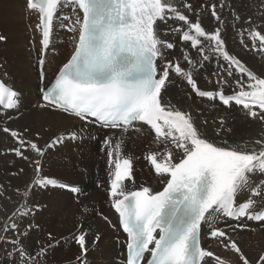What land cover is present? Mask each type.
Returning a JSON list of instances; mask_svg holds the SVG:
<instances>
[{
	"label": "snow or ice",
	"instance_id": "obj_1",
	"mask_svg": "<svg viewBox=\"0 0 264 264\" xmlns=\"http://www.w3.org/2000/svg\"><path fill=\"white\" fill-rule=\"evenodd\" d=\"M27 7L38 13L40 91L45 102L40 107L75 117L83 122L82 129L91 124L107 130L100 151L107 156V197L127 237L126 259L121 264H264V251L249 259L232 235L247 227L241 220L264 224V208L256 207L258 198L264 200V180L254 181L257 175L264 177V134L242 143H218L208 137L191 113L166 99L174 73L197 97L218 100L226 108L235 105L246 118L259 121L264 128V75L228 51L222 34L225 21L217 9L229 8L232 27L248 52L264 54V20L257 24L250 17H241L225 0L202 6L217 24L214 31L203 27L200 13H193L191 3H183L182 12L172 0H27ZM65 8L71 15H61ZM57 21L74 33L75 43L55 79L44 85V57ZM170 21L175 22L171 32L184 44L180 51L186 64H181L179 57L175 62L165 58V50H173L176 45L161 37L159 25ZM4 40L6 37L0 36V41ZM189 46L199 59L190 55ZM213 56L223 61L213 72L219 88L201 90L195 73ZM233 85L232 94H226L225 86ZM18 97L15 90L0 82V108L6 113L16 108ZM219 125L217 137L222 131H231L224 127L223 120ZM143 126L154 134L151 139L156 150H149L144 159L164 185L160 191L148 186L128 187L127 182L135 184V177L132 158L123 154L124 138L132 131L142 132ZM112 130L120 134L114 146L107 135ZM2 131L18 145L10 152L31 159L35 176L23 192L17 189L20 201L0 219V248L4 252L0 264H46L58 241L51 232L47 241L30 240L33 225L28 217L35 219L34 213L41 206L30 208L28 201L34 189H68L82 194L78 188L41 175L48 151L66 140L76 141L79 135L75 131L61 134L41 147L38 141L28 140L7 126ZM26 152L34 156L30 158ZM97 215L112 224L104 213ZM205 225L207 237L238 260L222 258L202 247ZM72 239L79 250L75 264H86L89 249L98 247L102 236L81 224Z\"/></svg>",
	"mask_w": 264,
	"mask_h": 264
},
{
	"label": "bare ground",
	"instance_id": "obj_2",
	"mask_svg": "<svg viewBox=\"0 0 264 264\" xmlns=\"http://www.w3.org/2000/svg\"><path fill=\"white\" fill-rule=\"evenodd\" d=\"M172 2L177 7L183 3H191L193 13H200L203 27L207 31L216 29L217 24L210 18V12L204 10L202 6L219 4V0H172ZM225 3L231 5L232 10L238 11L239 15L245 19L250 17L257 24L264 20V0H225ZM180 10L185 11L182 7ZM217 10L221 12L225 21L222 34L226 37L228 51L264 75V60L261 59V55L264 54L246 51L239 43L237 30L232 27L234 21L229 8ZM63 14L71 15V12L65 8L61 15ZM192 19H195L194 15ZM60 23L61 21L56 22L52 43L45 56L47 78L44 85L49 83L74 47V33L60 27ZM63 23L67 24L68 21ZM37 24L38 13L28 9L27 0H0V36L6 37V40L0 41V79L19 94L18 104L11 112L6 113V110L0 108V219L10 214L20 201L17 189L23 192L35 176L31 159L24 160L9 151L18 145L2 129L7 126L28 140L38 141L41 147L61 134L67 135L75 131L79 135L76 141L66 140L65 144L48 151L42 161L41 175L78 188L82 194L77 195L68 189L55 191L34 189L28 201L29 207L32 208L37 204L41 207L34 213L35 219L28 217L33 225L30 240L47 241V233L51 232L58 243L49 253L46 264H75V257L79 254V250L72 237L83 224L85 229L91 228L92 232L99 231L102 236L99 246L89 249L86 264H121L125 258L124 237L118 229L116 217L107 197V156L100 151L101 141L105 138L106 131L87 125L82 129V123L75 118L40 107L44 103L41 101L39 92L42 87L39 81L38 64L41 46L40 33L36 30ZM174 24V21H170L159 25L161 37L176 45L173 50H165V58H171L175 62L179 57V62L186 64L180 51L184 44L178 34L171 32ZM28 30L31 31L32 39L27 34ZM188 50L194 59H199L198 53L191 50L190 46ZM169 53H172L171 57ZM59 56L61 58H58ZM218 62L223 63L222 60L217 61L213 56L210 62H205L204 69L195 73L201 90H218L217 78L213 75ZM171 79L173 84L169 85V94L166 99H171L172 103L181 110L191 113L210 139L218 143L227 140L229 144H232L251 141L264 134V128L261 127L260 122L246 118L241 108L235 105L226 108L218 100L213 102L197 97L186 82L176 77L174 73ZM234 89L235 85L231 88L225 86L224 90L226 94H232ZM221 120L225 122L224 127L231 131H222L217 137L216 129L220 126ZM204 121H207V124ZM107 135L113 140V146L115 141L120 139L119 132L108 131ZM153 135L147 126H143L142 132L132 131L124 138L123 154L126 150L131 152L134 168L135 184L127 182L130 190L138 189L141 184L148 186L146 183L149 179L152 180L153 186L148 187L153 191H160L163 187L144 159L149 150H156V146L152 144ZM92 136L96 139H89ZM25 154L30 158L34 156L31 152ZM20 169H23V172H20ZM12 173H18V175L14 176ZM261 180H264V177L259 175L254 177L256 182ZM98 182L101 187L96 186ZM256 207L263 208L264 200L258 198ZM98 212L107 215L112 224L109 225L97 218ZM240 222L247 227L232 233L233 238L237 240L245 255L253 259L258 253L264 251V224H255L248 220ZM20 223L23 228H26L22 221ZM220 226H223V221L220 222ZM207 231L208 228L205 225L201 239L203 248L215 252L222 258L234 262L238 260L234 253L225 251L216 240L209 239L206 235ZM6 247L7 245H4V248ZM3 258V248H0V260Z\"/></svg>",
	"mask_w": 264,
	"mask_h": 264
},
{
	"label": "rangeland",
	"instance_id": "obj_3",
	"mask_svg": "<svg viewBox=\"0 0 264 264\" xmlns=\"http://www.w3.org/2000/svg\"><path fill=\"white\" fill-rule=\"evenodd\" d=\"M27 34L30 36L29 38L32 39V38H31V31H30V30L27 31ZM67 34H69V33H67ZM244 35L246 36L245 39H247V34H244ZM33 42H34V41H33ZM35 43H36V42H35ZM3 44H4V43H3ZM36 54H37V50H36ZM58 58H61V57L59 56ZM8 120H9V119H8ZM4 122H6V120H5ZM6 124H7V123H6ZM124 155H125V156H129V157L132 156L131 152H130V151H127V150L124 152ZM146 185H148V186H153V182H152V180L149 179L148 182L146 183ZM141 186H143V184L139 185L138 188H140ZM96 216H97V215H96ZM97 218L100 219V217H98V216H97ZM100 220H101V219H100Z\"/></svg>",
	"mask_w": 264,
	"mask_h": 264
}]
</instances>
